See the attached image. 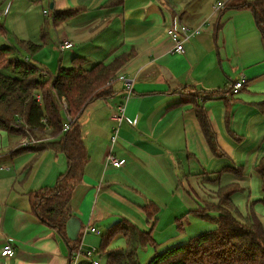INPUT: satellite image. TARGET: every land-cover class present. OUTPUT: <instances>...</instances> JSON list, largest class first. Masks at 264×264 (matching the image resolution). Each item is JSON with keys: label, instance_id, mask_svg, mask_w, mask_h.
Wrapping results in <instances>:
<instances>
[{"label": "crops", "instance_id": "0c3cea01", "mask_svg": "<svg viewBox=\"0 0 264 264\" xmlns=\"http://www.w3.org/2000/svg\"><path fill=\"white\" fill-rule=\"evenodd\" d=\"M31 1L42 11L50 8L51 24L45 22L47 29L39 25L38 39L4 24L7 46L32 41L41 45L32 55L40 56L49 43L50 55L61 64L74 56L104 63L125 53L128 59L117 77L131 81L132 94L112 144L116 123L110 114L125 95L123 80L111 82L113 94L90 101L78 118L88 159L66 205L67 220L80 225L73 243L31 207L35 192L52 189L68 169L65 152L51 144L59 138L47 136L41 145L26 148L21 132L0 129V250L7 242L14 247L12 256L0 255V264H91L92 259L107 264L106 252L125 248L126 238L115 233L102 246L105 235L124 219L154 239L153 246L137 249L142 264L155 251L215 228L198 210L207 195L232 182L241 187L230 197L240 215L254 212L264 225L254 172L264 154V37L253 10L238 7L254 0ZM74 7L81 10L73 17L58 25L52 21L55 11ZM178 21L201 31L184 43L182 53L173 52L165 32ZM63 40L72 48L58 50ZM19 51L27 53L23 46ZM239 77L245 83L232 94L231 84ZM193 96L209 119L216 152L196 119ZM110 147L120 166L105 164ZM203 212L216 215L215 210ZM91 227L99 232H90ZM79 248L95 251L75 260Z\"/></svg>", "mask_w": 264, "mask_h": 264}, {"label": "trees", "instance_id": "16d2710c", "mask_svg": "<svg viewBox=\"0 0 264 264\" xmlns=\"http://www.w3.org/2000/svg\"><path fill=\"white\" fill-rule=\"evenodd\" d=\"M121 2L122 0H110L113 4ZM238 7L253 10L257 27L264 37V0L246 1ZM80 10L74 7L55 11L52 21L58 25ZM0 33H5L1 23ZM17 43L19 46H0V129L19 131L25 138L35 139L33 143L24 144L26 148L41 145L39 140L47 136L59 138L58 142L51 144L65 152L68 169L57 178L52 189L35 192L31 207L41 221L56 228L65 240L73 243L65 232L64 225L68 218L66 205L88 159L78 118L90 101L113 94L109 84L118 79L117 75L128 56L121 53L104 63L74 56L69 67L60 66L51 76L41 66L19 55L20 46L28 54H33L41 45L26 40H18ZM192 102L207 144L216 152L214 134L202 104L196 96H193ZM66 116L69 117L70 124L67 130H63ZM225 169L235 171L232 168ZM254 172L259 177L262 193L259 201L264 206V154L254 166ZM240 189L234 182L219 186L216 191L220 201L211 202L209 208L203 206V203L198 210L202 217L215 222V228L199 232L186 242L155 251L146 264H264L262 220L254 212L247 216L240 215L230 199ZM219 190L223 194L220 195ZM204 209L216 210V215L208 217L203 212ZM115 233L126 238V246L108 250L107 264H139V246L154 245L150 231L138 229L124 219L109 229L102 246L108 244ZM74 244L71 245V250L77 248Z\"/></svg>", "mask_w": 264, "mask_h": 264}, {"label": "rangeland", "instance_id": "374dc122", "mask_svg": "<svg viewBox=\"0 0 264 264\" xmlns=\"http://www.w3.org/2000/svg\"><path fill=\"white\" fill-rule=\"evenodd\" d=\"M29 1V0H28ZM27 0H20L16 5H12V0H0V11H3L4 9H7L8 14L5 16L3 15L2 18L0 19L1 24H5V28L11 29L18 33L19 35H25L28 38H36L38 39L39 36V25L44 26L47 29V26L45 25V22L50 21V8L46 7L48 10V13H43L42 12V5L38 3H32L28 2ZM28 2V3H27ZM44 2V1H43ZM44 5V3H43ZM11 33V32H10ZM12 34V33H11ZM8 37L14 38L12 35H9ZM7 37H4L0 33V46L7 45ZM48 42V40H46ZM40 43H44L42 40ZM45 47L40 51V56H35L32 54L26 53L24 55L23 53L20 54V57L23 59L25 56L27 57V61H31L34 64H37L39 66H43L42 68L47 70L48 75L53 76L55 72L57 71L58 67L64 66L69 67L70 63L68 64V61L64 58L62 59V64L58 60V58H52L53 56L50 55V50H49V43H45ZM34 54V53H33ZM38 57V59H36ZM47 61V65H42V62ZM64 64V65H63ZM11 74V73H10ZM81 118V117H80ZM259 178V177H258ZM220 191V190H219ZM213 195H215L216 199L215 200H209L213 195L208 197H205V200H203V206L206 207H211V202L213 203L215 201L219 202L217 198V191H213ZM257 192L261 193L260 187L258 186ZM220 195L223 194L222 191L219 192ZM219 195V197H220ZM207 211H211L208 209ZM216 211V210H215ZM142 262V264H146V262ZM76 264V263H75Z\"/></svg>", "mask_w": 264, "mask_h": 264}, {"label": "built area", "instance_id": "2783aa9c", "mask_svg": "<svg viewBox=\"0 0 264 264\" xmlns=\"http://www.w3.org/2000/svg\"><path fill=\"white\" fill-rule=\"evenodd\" d=\"M7 12V9H4V11H2L0 13L1 15H4ZM43 13H47L48 10L47 8H43ZM176 17V16H175ZM178 19V17H176ZM165 32H167L168 37L170 38V40L173 43V52L175 53H182L184 51V43L186 41H188L191 36L200 33V27H189L183 23H181L180 21L177 22L176 26L175 25H169L166 27ZM73 43L69 40H63L59 43L58 46V50H63V49H70L72 48ZM119 79L123 80L124 82V88L123 91L125 92V95L123 97V100L120 101L119 104L115 105L114 111L110 114V118L116 123L115 127L113 128V133H112V137H111V144L115 141L116 139V135L118 132V129L120 127V124L122 123V120L124 118V111H125V103L128 100V98L131 96L132 91H131V81L124 77L123 75H119L118 76ZM245 83V78L244 77H239L238 79H236L234 82H232L231 84V93L232 94H236L240 89H242L243 85ZM69 117L66 116L65 120L63 121V130H67L69 128ZM35 141V139H31V138H26L24 141V144H29V143H33ZM104 162L105 164L109 163L111 165L114 166H120V164H122V161L120 159H118L115 155L114 152L111 150V147L109 148V150L107 151L105 157H104ZM90 232H99V230L95 227H91L89 228ZM95 249L91 248L88 250H82V249H78L74 255H75V260L78 259V257L80 256L81 253H84L88 256H90L91 252H94ZM14 254V247L11 243L7 242L6 244H4L0 250V255L1 256H12ZM91 264H101V262L99 261V259H92L91 260Z\"/></svg>", "mask_w": 264, "mask_h": 264}, {"label": "water", "instance_id": "95a60500", "mask_svg": "<svg viewBox=\"0 0 264 264\" xmlns=\"http://www.w3.org/2000/svg\"><path fill=\"white\" fill-rule=\"evenodd\" d=\"M49 6L51 8L53 7L51 3ZM65 226H66V235L68 239L74 240L76 237L75 234L80 229V225H78L76 221H73V219H68L67 222L65 223Z\"/></svg>", "mask_w": 264, "mask_h": 264}]
</instances>
